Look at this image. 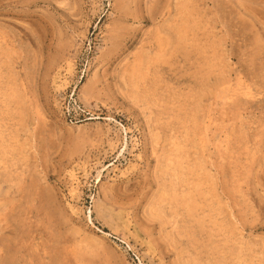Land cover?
<instances>
[{
  "label": "rangeland",
  "instance_id": "374dc122",
  "mask_svg": "<svg viewBox=\"0 0 264 264\" xmlns=\"http://www.w3.org/2000/svg\"><path fill=\"white\" fill-rule=\"evenodd\" d=\"M0 264H264V0H0Z\"/></svg>",
  "mask_w": 264,
  "mask_h": 264
}]
</instances>
